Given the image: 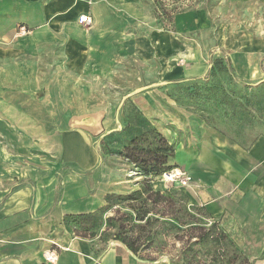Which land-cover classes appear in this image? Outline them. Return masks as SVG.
<instances>
[{"label": "crops", "instance_id": "crops-1", "mask_svg": "<svg viewBox=\"0 0 264 264\" xmlns=\"http://www.w3.org/2000/svg\"><path fill=\"white\" fill-rule=\"evenodd\" d=\"M144 1L0 0V65L13 67L24 50L55 42L57 34L74 42L75 35L91 28L99 42L108 36L110 43L117 7L135 18ZM83 14L91 17V24H79ZM185 19L177 17L179 28ZM20 26L28 30L26 36L18 33ZM154 40L158 77L156 89L145 95L159 119L152 125L175 145L172 165L192 176L185 192L214 221L255 225L264 207V137L245 149L209 126L201 109L190 111L205 95L194 101L171 90L209 82L214 58L196 62V55L183 56L174 32H156ZM227 56L223 58L240 80L256 83L255 58ZM182 58L195 63L183 66ZM171 93L182 100L171 99ZM62 110L54 118L45 100L14 89L0 94V264H165L142 260L118 241L102 249L99 237L79 238L65 225L66 215L94 212L105 206L108 195L127 186L120 173L102 165L89 137L109 127L102 125L101 113L78 117L77 128L70 131ZM53 251L58 259L50 263L47 257Z\"/></svg>", "mask_w": 264, "mask_h": 264}, {"label": "rangeland", "instance_id": "rangeland-1", "mask_svg": "<svg viewBox=\"0 0 264 264\" xmlns=\"http://www.w3.org/2000/svg\"><path fill=\"white\" fill-rule=\"evenodd\" d=\"M139 9L140 15L133 18L124 8L117 7L114 25L111 21L110 43L108 36L99 42L97 33L91 28L75 35L74 42H70L67 35L57 34L55 42L44 43L32 51L24 50L13 67L0 65V94L14 89L29 93L40 101L45 100L54 118L61 114L56 111L62 107L70 131L77 128L78 117L94 111L101 113L102 125H110L104 127L101 135L89 134V137L101 155L102 165L120 173L122 184L129 187L117 195H128L140 189L142 182V177L136 175L137 170L119 154L123 143L135 128L148 127L159 120L145 95L156 89L159 61L154 40L156 32L177 34L182 55H196V62L207 57L215 60L216 56L226 57L227 54L235 60L253 61L252 57L255 58L256 83L248 82L250 85L246 84L243 89L247 95L253 89L257 90L262 99L256 100L254 108L243 110L238 105L232 107L225 103L223 97L217 98L215 103L212 98V109L218 112L209 115L207 124L226 131L244 144L260 134L264 135V0H146ZM178 16H186L180 28L176 22ZM141 41H144L143 45ZM192 62L181 59L183 66L195 63ZM231 69L235 76L236 68ZM225 76H218L216 81L229 86L228 89L233 88L227 79L232 82L234 76ZM190 88L184 86L181 90L171 91L183 94ZM238 91L237 88L232 90L235 96ZM193 107L188 109L200 112ZM78 109L82 110L81 115ZM153 186L161 193L188 195L183 187L163 177L153 178ZM193 207L198 206L190 199L187 207L192 215L190 219L197 220L196 227L204 228L211 235L208 242L194 245L189 252H184L189 235L185 234L186 228L162 229L159 222L155 229L161 228V231L144 254L159 257L165 264L171 263L172 257L177 258L184 253L189 254L196 264H264V207L256 224L246 227H239L229 220L217 221L215 225L205 212L196 211ZM117 210L126 214L133 212L126 205L118 204L106 213L105 219L114 217ZM160 221L174 223L168 218H160ZM106 227L107 223L101 234ZM116 230L111 229L110 233ZM147 231L149 229L143 232ZM135 232L141 230L135 229ZM218 234L222 238L219 244L212 240ZM195 242L197 239L192 244Z\"/></svg>", "mask_w": 264, "mask_h": 264}, {"label": "trees", "instance_id": "trees-1", "mask_svg": "<svg viewBox=\"0 0 264 264\" xmlns=\"http://www.w3.org/2000/svg\"><path fill=\"white\" fill-rule=\"evenodd\" d=\"M227 63L223 57L215 58L213 68L210 71L211 80L207 83L203 82L194 85L192 88L189 87L190 91L184 92L189 96L187 99L194 101L199 98L198 94L201 93L205 95V98H203L205 101L201 103L199 100H196L195 106L201 109L205 115L204 120L206 122L209 120L210 114L218 112L212 109V98L215 100V103L217 102V98L223 97L226 100L225 103L230 104L232 107L238 105L239 108H244L243 110L250 107L254 108L256 106V100L262 99V95H260L257 90L255 92L254 89L250 91V95H247L243 88L249 83L240 80L236 75L234 76L230 61ZM260 67L263 71L261 64ZM220 75L234 76V81L232 82L227 79L228 84L234 85L233 88L228 89L229 86L226 87L222 82L218 83L216 78ZM198 85L201 86V88H199ZM261 86L262 85H260L259 88ZM182 88H184V86H182ZM235 88L239 90L237 96L232 92ZM176 95H178V93ZM246 96L250 99H246ZM170 97L177 101L182 100V98H177L174 94H170ZM213 128L245 149H249L258 138L264 137V135L260 134L249 141V143L246 142L244 144L238 142L226 131H222L215 126H213ZM119 154L129 165L137 170L136 175L142 177L140 189L128 195L110 194L106 197L105 206L94 212L66 215L64 218L65 225L68 226L77 237L84 239H96L99 237V243L102 245V249H104L111 240L121 242L140 259L147 261L159 260V257H150L151 255L148 254L146 256L144 254L146 250L153 246L154 240L161 231V228L155 229L159 222L161 223V227L163 226L162 229L176 228L178 226L186 228L185 234L189 235L186 242L187 248L184 252H189L194 245H198L199 243L204 244L210 240L209 238L211 235L207 233L204 228L196 227V224L199 222H197V220L195 221V219H190L192 215L188 213L187 208L190 200L188 197L189 195L183 193H172L173 195H169L154 189L153 178H162L165 173L177 168L172 165L176 155L174 143L155 126H142L135 128V131L129 139L123 143ZM118 204L126 205V207H129L133 212L126 214L117 210L114 212V217H107L105 219L106 213H108L114 205ZM194 208L196 211L205 212L209 219L212 218L205 207L198 206L197 208L193 207V209ZM160 218L171 219L175 224L173 222H161ZM184 218H188V220L185 221ZM105 223H107V227L101 234L100 231ZM136 223L144 224L137 225ZM217 223L218 222L215 221L214 224L217 225ZM114 228L117 230L115 233L111 234L110 231ZM135 229L141 230V232H135ZM146 229H149V231L143 232ZM220 236L221 234H218L216 238L212 237L213 242L217 244L221 243L222 238H220ZM195 239H197V242L192 244V241ZM142 247L143 249H141ZM170 264L196 263L189 254L184 253L177 258L172 257Z\"/></svg>", "mask_w": 264, "mask_h": 264}, {"label": "built area", "instance_id": "built-area-1", "mask_svg": "<svg viewBox=\"0 0 264 264\" xmlns=\"http://www.w3.org/2000/svg\"><path fill=\"white\" fill-rule=\"evenodd\" d=\"M78 22L81 25H89L91 24L92 20L89 15L83 14L78 18ZM19 34L26 36L28 34V30L25 27L21 26L19 27ZM163 178H165L168 182L174 183L183 188L188 187L192 182V176L186 170L178 167L168 173H165L163 175ZM57 259V253L54 251L50 252L47 257V261L50 263H55Z\"/></svg>", "mask_w": 264, "mask_h": 264}, {"label": "bare ground", "instance_id": "bare-ground-1", "mask_svg": "<svg viewBox=\"0 0 264 264\" xmlns=\"http://www.w3.org/2000/svg\"><path fill=\"white\" fill-rule=\"evenodd\" d=\"M165 179V178H164ZM162 185V184H161ZM165 190V189H164Z\"/></svg>", "mask_w": 264, "mask_h": 264}]
</instances>
